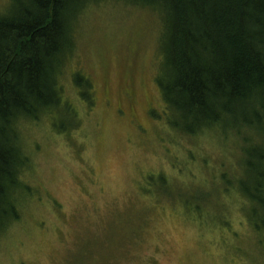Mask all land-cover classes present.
I'll use <instances>...</instances> for the list:
<instances>
[{
  "label": "rangeland",
  "instance_id": "rangeland-1",
  "mask_svg": "<svg viewBox=\"0 0 264 264\" xmlns=\"http://www.w3.org/2000/svg\"><path fill=\"white\" fill-rule=\"evenodd\" d=\"M12 5L0 0V16ZM75 24L63 106L17 122L30 190L0 234V264H264V232L227 182L240 173L241 137L167 122L162 14L99 0ZM179 193L207 197L195 210Z\"/></svg>",
  "mask_w": 264,
  "mask_h": 264
},
{
  "label": "trees",
  "instance_id": "trees-1",
  "mask_svg": "<svg viewBox=\"0 0 264 264\" xmlns=\"http://www.w3.org/2000/svg\"><path fill=\"white\" fill-rule=\"evenodd\" d=\"M98 1L13 0L0 16V234L20 219L18 192L30 190L21 178L30 159L17 122L63 106L59 78L75 46V22ZM129 1L162 14L156 80L167 122L189 135L215 127L238 133L240 173L227 182L249 201V220L264 232V0ZM81 94L94 103L88 91ZM178 196L195 210L207 197Z\"/></svg>",
  "mask_w": 264,
  "mask_h": 264
}]
</instances>
